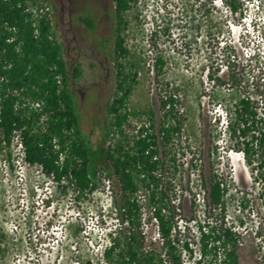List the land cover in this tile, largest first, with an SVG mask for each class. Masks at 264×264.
<instances>
[{
  "label": "rangeland",
  "instance_id": "374dc122",
  "mask_svg": "<svg viewBox=\"0 0 264 264\" xmlns=\"http://www.w3.org/2000/svg\"><path fill=\"white\" fill-rule=\"evenodd\" d=\"M35 1L49 7L68 64L82 66L73 90L83 138L96 154L95 170H108L104 150L131 141L136 129L126 131V125L147 122L149 109L158 131L161 98L174 96L183 128L163 148V178L177 197L182 233L195 241L200 223L224 218L218 211L210 215V185L217 175L227 190L225 221L240 236L241 264H264V173L258 176L234 148L229 131L241 96L252 95L264 113V0H242L239 23L224 0H138L126 13L130 54L121 61L127 73H138V83L126 106L135 115L123 125V138L111 113L117 93L113 0ZM85 16L98 18L95 32L79 20ZM103 39H110L106 51L99 47ZM8 155L9 149L0 151V264H102L109 234L120 229L116 180L87 198L73 191L66 196L49 181L32 193L19 148L12 159ZM140 202L145 247H161L157 222L150 220L146 199Z\"/></svg>",
  "mask_w": 264,
  "mask_h": 264
},
{
  "label": "trees",
  "instance_id": "16d2710c",
  "mask_svg": "<svg viewBox=\"0 0 264 264\" xmlns=\"http://www.w3.org/2000/svg\"><path fill=\"white\" fill-rule=\"evenodd\" d=\"M137 3L138 0H113L110 12L117 70V93L111 113L122 138L126 131L136 129V134L126 144L119 141L107 146L104 156L108 170L103 167L96 171V154L83 138L73 90L83 77L81 64L72 67L66 61V50L48 14L34 13L43 5L35 0H0V151L9 149L12 159L14 150L21 147L32 193L36 185L49 181L66 196L73 191L87 198L100 185L116 180L119 191L113 205L120 229L109 234L102 264H185L186 259L191 260L190 264H241L240 236L225 221L227 190L217 175L210 185V215L221 213L224 218L217 215L215 224L209 220L200 223L195 241L178 225L177 197L171 195L170 185L163 178L167 154L163 148L174 144L183 128L175 112L178 100L174 96L161 98L163 122L158 131L152 109L146 111L147 122L138 127L126 125V131L122 130L135 115L126 106L138 83V73H127L121 60L130 54L124 35L129 27L126 13ZM224 4L234 22L239 23L244 16L243 1L224 0ZM79 20L89 31L97 30L96 16ZM109 41L101 40L100 49L106 51ZM158 64L161 71L163 60L159 59ZM229 131L234 148L244 154L258 176H263L264 113L252 95L241 96L235 104ZM141 199H146L150 220L157 222L161 247H145Z\"/></svg>",
  "mask_w": 264,
  "mask_h": 264
},
{
  "label": "built area",
  "instance_id": "2783aa9c",
  "mask_svg": "<svg viewBox=\"0 0 264 264\" xmlns=\"http://www.w3.org/2000/svg\"><path fill=\"white\" fill-rule=\"evenodd\" d=\"M34 13H36L37 15H44V14H49L50 10L49 7H44V8H40V9H34L33 10ZM21 149V147H19V150ZM23 155V154H22Z\"/></svg>",
  "mask_w": 264,
  "mask_h": 264
},
{
  "label": "flooded vegetation",
  "instance_id": "af4514ba",
  "mask_svg": "<svg viewBox=\"0 0 264 264\" xmlns=\"http://www.w3.org/2000/svg\"><path fill=\"white\" fill-rule=\"evenodd\" d=\"M85 26V25H84Z\"/></svg>",
  "mask_w": 264,
  "mask_h": 264
}]
</instances>
